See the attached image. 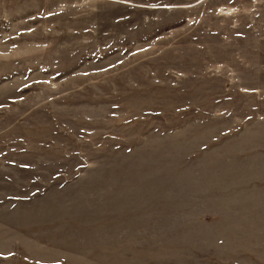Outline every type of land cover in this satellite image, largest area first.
<instances>
[{"label": "rangeland", "instance_id": "rangeland-1", "mask_svg": "<svg viewBox=\"0 0 264 264\" xmlns=\"http://www.w3.org/2000/svg\"><path fill=\"white\" fill-rule=\"evenodd\" d=\"M0 264H264V0H0Z\"/></svg>", "mask_w": 264, "mask_h": 264}, {"label": "bare ground", "instance_id": "bare-ground-1", "mask_svg": "<svg viewBox=\"0 0 264 264\" xmlns=\"http://www.w3.org/2000/svg\"><path fill=\"white\" fill-rule=\"evenodd\" d=\"M116 1H118V0H116ZM122 2V1H121ZM126 3V2H125ZM181 6H183V5H181ZM185 6H186V4H185ZM154 7H156V6H154ZM159 7V6H158ZM160 7H162V8H168V7H173L172 5H162V6H160Z\"/></svg>", "mask_w": 264, "mask_h": 264}]
</instances>
